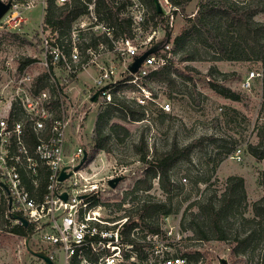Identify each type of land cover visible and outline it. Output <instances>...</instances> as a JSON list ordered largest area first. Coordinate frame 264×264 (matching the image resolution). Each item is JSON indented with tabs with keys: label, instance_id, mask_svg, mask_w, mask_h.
I'll list each match as a JSON object with an SVG mask.
<instances>
[{
	"label": "rangeland",
	"instance_id": "374dc122",
	"mask_svg": "<svg viewBox=\"0 0 264 264\" xmlns=\"http://www.w3.org/2000/svg\"><path fill=\"white\" fill-rule=\"evenodd\" d=\"M2 1L17 3L22 13L20 21L6 22L4 18L0 20V60L42 61L41 36H55L43 25L45 4H41L42 0H34V5L25 10L22 4L28 0ZM206 1L191 0L183 11L174 15L169 59L164 67L175 82L168 84L155 80L154 77L145 81L146 89L154 100L145 101L143 109L146 112L140 121H135L139 120L136 117L128 120L118 110L105 113V149L94 153L93 129L97 116L105 110L97 104L91 105L87 95L95 88L94 79L98 75V68L95 64L81 67L78 63L75 78L71 84L63 86L79 106L66 130L64 154L68 159L77 147H81L87 154L85 169L97 172V177L110 174L112 168L125 167L127 173L117 189L118 193L113 197H124L122 208L129 209L132 213L142 199L164 203L170 210L169 215L157 213L144 220L157 225L160 223L163 233L172 234L167 242L172 244L175 254H198L194 264H264V219L257 217L253 210V204L264 196V187L260 184L264 159L256 160L247 151L248 145L257 144L256 134L260 128H264V61L253 58L223 59L213 42L199 37L189 39L181 51H173V38L189 28L188 18L192 20L199 5ZM228 2L240 10H252L256 6L263 8L253 13L251 19L264 26V0ZM75 24L73 22L71 26ZM151 26L153 27L152 22L143 32L142 40L151 33ZM202 31L204 30L201 33ZM75 33L78 36V62H83L86 61L87 52L79 44L88 43L87 37L90 34L81 31ZM219 34L224 37L227 51L230 50L232 43L236 41V35L223 28ZM164 35L165 33H157L153 40H161ZM139 42L135 40L133 44L139 45ZM144 48L145 45L137 47V54H142ZM130 60L128 55L122 53V66ZM108 61L121 66L117 51L103 50L97 58L100 66L106 65ZM45 72L46 69L42 66H36L32 70L33 74ZM51 72L59 78L64 75L60 67L52 68ZM250 72L254 73V77L249 90L241 89V83ZM256 73L260 75L256 76ZM126 79L127 75L122 76V82ZM221 87L236 94L238 99L231 100L221 96L218 93ZM118 91L127 104L131 105L132 100L138 104L136 97L139 98L140 94L134 87H126L122 83L115 87L113 95L117 97ZM163 102L170 104L168 113L158 110L157 103ZM135 112L140 111L136 109ZM112 124L121 125L128 133L119 132L118 136L110 133L108 128ZM199 140L201 144L193 149L189 159L179 161L170 169L169 180L173 184L171 192L165 193L160 188L158 176H155L150 177L151 185L146 193L138 190L134 194L135 200L133 196L131 199L130 196H125V192L135 187L136 181L146 175L147 168L158 154L169 150L173 143L184 147ZM237 150H240V160L233 158ZM143 151L144 162L140 160ZM231 176L243 178V199H234L229 193L228 178ZM220 209L223 212L217 217L221 218V240L211 227L212 215L215 216ZM117 215L127 216L124 211L116 213ZM16 224L12 219L7 222L0 220V264H42L28 252L25 245V241H28V247L33 251H41L38 236L32 234L30 238H26L14 234L10 230Z\"/></svg>",
	"mask_w": 264,
	"mask_h": 264
},
{
	"label": "built area",
	"instance_id": "2783aa9c",
	"mask_svg": "<svg viewBox=\"0 0 264 264\" xmlns=\"http://www.w3.org/2000/svg\"><path fill=\"white\" fill-rule=\"evenodd\" d=\"M80 1L86 6V13L71 26L70 41L61 37L58 43L56 33L52 34L54 38L42 35V61L34 60L21 66L19 60H0V196L9 214L18 215L33 228L32 234L38 236L42 254L53 264H194L189 257L173 252L172 244L167 242L172 234L163 233L160 223L157 225L137 216L130 220L127 216L111 213L122 197H113L122 180L114 189L108 185V180L125 177V167L112 168L110 174L97 177V172L85 169L87 161L73 171L85 152L81 147H77L68 159L64 154L66 130L79 106L63 86L71 84L75 78L78 63L81 67L95 64L98 68L92 93L105 88L99 92L95 103L90 102L92 93L87 95L91 105L104 107L109 104L110 91L122 84V76L127 75L123 83L135 88L140 94L136 101L144 106L146 100H154L145 81L151 72L167 64L169 43L160 45L155 53L148 55L136 73L130 74L127 66L138 56L137 47L145 45L144 52L161 42L162 39L153 40L154 36L168 29L171 31L174 15L179 9L169 0H156L160 12L154 27H150L151 33L142 40L143 32L152 22L148 19L146 6L140 0H113L112 11L118 19L130 20L133 34L132 38H115L116 26L105 20L102 13L99 14L102 19L99 18L95 0ZM71 2L55 0L60 7L69 6ZM41 4L44 5L45 0ZM33 5L34 0L22 4L25 10ZM20 9L17 3L10 1V8L3 18L6 22L20 21ZM76 31L105 35L109 39L108 45L117 51L121 66L113 61L102 66L98 64L97 58L107 50V45L102 42L98 43L97 50L87 48L86 61L78 62ZM135 40L140 41L139 45L133 44ZM67 47H70L69 55L65 53ZM122 53L131 58L123 66ZM36 66L44 67L46 72L33 74ZM54 67L63 70L61 78L52 74ZM253 77L254 73L250 72L241 83V89L249 90ZM157 105L164 113L170 111L168 102ZM233 158L241 159L240 150ZM63 168H66L65 173H71L59 181ZM63 194L65 200L61 197ZM14 221L21 224L19 220Z\"/></svg>",
	"mask_w": 264,
	"mask_h": 264
},
{
	"label": "trees",
	"instance_id": "16d2710c",
	"mask_svg": "<svg viewBox=\"0 0 264 264\" xmlns=\"http://www.w3.org/2000/svg\"><path fill=\"white\" fill-rule=\"evenodd\" d=\"M90 0H86V2ZM148 9V19L153 22V27L155 24V19L158 16V12L154 6L153 0H140ZM172 5L176 6L179 11H183L185 6L191 0H169ZM229 0H207L205 3L199 5L198 12L195 14L194 18L189 22V28L184 29L180 34L175 36L172 40L173 51H181L184 46L187 44L189 39L201 38L206 41L213 42L216 45V48L220 54V57L226 60H246L253 58L258 61H264V26L257 24L252 21L251 17L253 13L263 10V8H256L252 10H240L235 7L234 4L229 3ZM95 12L99 16L102 13L103 18L107 20L109 23L116 26V30L113 32V36L118 38L122 36V38H132L133 34L130 27V20L128 18L122 17V19H118L116 12L112 11L113 9V0H95ZM86 13V6L80 0H72L69 6L60 7L57 6L55 0H45V10L43 15V25L50 29V33L57 34V41L60 43L61 37H66L70 41V31L72 23L81 15ZM99 18H101L99 16ZM102 19V18H101ZM225 30L226 32H231L233 35H236V41L232 43V47L227 51V45L223 41L224 37L220 36V29ZM202 31L201 33V30ZM170 33L171 31L168 29L165 32L164 37L162 38L160 45H164L170 42ZM88 35V43L79 44V47L85 51L87 48L91 50H97V45L99 42H102L107 45L106 49L108 51H112L113 48L109 46V39L102 34L95 35L93 33H87ZM68 41V43H70ZM82 45V46H80ZM66 55L70 53V47L65 49ZM185 58H181L184 60ZM34 60H22L20 65L23 66L26 63L32 62ZM166 66V65H165ZM45 75H41L39 77V81L43 80ZM154 77L155 80H159L168 84L174 83V79L171 77L170 72L167 71L166 67H162L156 71L151 72L146 80ZM262 98H263V112H264V78L262 79ZM123 83V82H122ZM122 85V84H118ZM116 85L115 87H117ZM126 87H133L128 84L123 83ZM115 87L110 91L111 93V102L104 107H101L105 111L97 116V121L95 123L93 129V137H92V152H96L100 149H105L103 146V142L106 139L104 133V127L107 126V122L105 120V113H108L110 110H118L126 119L130 120V118L136 117L135 121H140L144 116V107L138 105L135 100H132V104H127L124 100H122V96L120 92H117V97L113 95V91ZM221 96L231 99L237 100L238 96L233 92L229 91L226 88L221 87L218 92ZM135 107V109L133 108ZM107 109V110H106ZM136 109L140 112L136 113ZM162 112L160 109H158ZM164 113V112H162ZM136 115V116H135ZM138 115V116H137ZM133 120V119H132ZM108 131L112 134L118 136L119 132H123L127 134V130L118 124H112L109 126ZM257 144L248 145L247 151L248 153L254 157L256 160L264 159V128H260L258 133L256 134ZM201 141H194L184 147H179L176 143L171 145V148L167 151H164L158 154L152 164L147 168L146 175H143L140 179H138L135 183V187H133L130 191L125 192V196H130L135 200L138 190L147 192L150 189V177L154 178L158 176V182L160 188L165 192H171L173 188V184L169 180V171L170 169L179 161H186L189 159L190 153L195 149L197 145H200ZM143 144V142H142ZM145 154L144 151L140 156V160L144 162ZM43 179V178H42ZM228 182L230 183L229 193L234 197V199H243L244 198V188H243V178L240 176H231L228 178ZM260 184L264 187V171L260 175ZM117 198L119 196H116ZM119 199V198H118ZM132 199V201H134ZM125 202V198L121 197L120 201L114 204L112 208V212H122L124 211V215H127L131 220L133 217L137 216L141 219L153 217L155 214L159 213L162 216H166L170 214V210L166 207L164 203L151 201L150 199L140 200V205L133 209L135 212H130L129 209L122 208L123 203ZM253 210L257 217L264 219V196L256 201L253 204ZM223 212V209L219 210L217 214L212 215L211 227L218 235V239H222L220 233H222V224L221 218L217 217L220 213ZM18 215L9 214L7 211V206L4 203V199L0 196V220L3 222H7L9 220H15L14 217ZM122 216V215H121ZM7 217V219H6ZM142 225H146L142 222ZM152 230L153 227L149 226ZM14 234H17L22 237L30 238V235L33 232V228L29 225L26 227L22 224H16L10 230ZM30 250H32L29 247ZM33 251V250H32ZM37 252V251H34ZM38 253H42V251H38ZM189 257L193 262L196 260L198 254H184Z\"/></svg>",
	"mask_w": 264,
	"mask_h": 264
},
{
	"label": "water",
	"instance_id": "95a60500",
	"mask_svg": "<svg viewBox=\"0 0 264 264\" xmlns=\"http://www.w3.org/2000/svg\"><path fill=\"white\" fill-rule=\"evenodd\" d=\"M153 1H154V6H155L156 10L159 13L160 12V7H159V5H158L156 0H153ZM9 8H10V1L3 2L2 0H0V20L7 13ZM159 46H160V43H156L151 48H149L148 50L143 52L142 54L134 57L133 60L127 66L128 72L130 74L136 73L138 68H139V66L145 60V58L148 55L155 53L157 51V49L159 48ZM104 89L105 88H101L100 90L94 92L92 94V96L90 97V102L95 103L96 100H97L99 92L103 91ZM86 159H87V154H86V152H83V155H82V158H81L79 164H77L76 166L73 167V171H77L80 168V166L86 161ZM65 170H66V168H63L61 170V172L59 174V181H62L64 179H66L70 175L71 172L65 173ZM121 180H122L121 177H115L113 179L108 180V185L112 189H114ZM61 197H62L63 200L66 199V195L65 194H63ZM14 219L15 220H19V222L25 227L28 225L27 221L22 219V218H20V217L15 216ZM25 245H26V248H27L28 252L32 256H34L35 258L40 260L43 264H53L51 262V260L47 256H45L44 254L38 253V252H34V251L30 250L29 247H28V241H25Z\"/></svg>",
	"mask_w": 264,
	"mask_h": 264
}]
</instances>
